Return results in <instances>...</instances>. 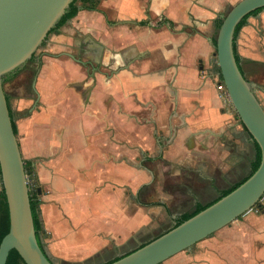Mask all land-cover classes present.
Listing matches in <instances>:
<instances>
[{
	"label": "crops",
	"instance_id": "obj_1",
	"mask_svg": "<svg viewBox=\"0 0 264 264\" xmlns=\"http://www.w3.org/2000/svg\"><path fill=\"white\" fill-rule=\"evenodd\" d=\"M238 1L97 0L53 31L31 81L21 70L5 82L23 159L44 189L52 261L48 249L70 257L151 240L250 174L255 140L213 64L217 22ZM235 43L264 107V9ZM151 167L163 177L155 198ZM185 172L196 181L176 178ZM93 231L99 237L87 242ZM197 245L170 264H264V196Z\"/></svg>",
	"mask_w": 264,
	"mask_h": 264
},
{
	"label": "water",
	"instance_id": "obj_2",
	"mask_svg": "<svg viewBox=\"0 0 264 264\" xmlns=\"http://www.w3.org/2000/svg\"><path fill=\"white\" fill-rule=\"evenodd\" d=\"M73 0H0V174L10 217L0 243V264L11 250L25 264H55L40 246L24 159L4 88V76L22 68ZM264 0H239L223 15L215 40L217 63L238 116L261 150L258 168L242 183L192 217L108 264H160L211 236L249 211L264 196V107L239 67L234 33Z\"/></svg>",
	"mask_w": 264,
	"mask_h": 264
},
{
	"label": "trees",
	"instance_id": "obj_3",
	"mask_svg": "<svg viewBox=\"0 0 264 264\" xmlns=\"http://www.w3.org/2000/svg\"><path fill=\"white\" fill-rule=\"evenodd\" d=\"M96 4H97V0H73L70 3V6L67 8L66 12L63 14V16L57 22V24L49 31V33H51L54 29L62 26L68 20H70L71 18L76 16L77 13L80 11V9H82V8L95 9ZM262 9H264V7L260 8V9H257L255 11L251 12L250 14H248L247 16H245L240 21V23L237 25V27L235 29V33H234V50H235V56H236L237 62L239 64V67H240L241 70H242V68H241V65H240V56L238 55V52L236 50V43H235L236 37H237L241 27L246 23L247 18L250 15H252L254 13H257V12H259ZM222 20H223V18H220L218 20V22H217L218 29H219V27H220V25L222 23ZM35 57L36 56H35V53H34L33 56L28 61H33ZM20 69L14 71V72H10V73L6 74L4 76V81L6 82V81L14 78L18 74ZM217 70L219 72L218 65H217ZM242 72H243V70H242ZM219 78L221 80H223L220 74H219ZM7 100H8V104H9L8 96H7ZM9 108H10V106H9ZM10 114H11V117L13 119V115H12L11 110H10ZM13 127H14L15 132L17 133L14 121H13ZM260 160H261V150H260V147H259L258 143L255 142V155H254V160H253V162L251 164L252 169H251L250 174L246 178H248L258 168V166L260 164ZM24 163H25V167H26L27 172H29V168L32 165L31 162L28 161V160H25ZM246 178H244L243 180L231 185L227 189L220 190L219 191V196L217 198H215L214 200L206 203V204H202L200 202H197L196 205L193 207V209H191L189 211H186V212H183L182 214H180V215H178L176 217V221H175L174 226L180 224L184 220L192 217L193 215H195L199 211L203 210L205 207H207L210 204L214 203L220 197L226 195L231 190H233L235 187H237ZM0 179H1V174H0ZM29 191H30V188H29ZM30 201H31V209H32V214H33V218H34L35 230H36L37 238H38L40 246L44 249V242H43V238H42V234H43V230L44 229H43V224H42V220H41V216H40V208H39L40 203H41L40 187L36 189V193H34V194L30 191ZM255 206H260V201H258ZM9 227H10V217H9L8 203H7V198H6V194H5L4 188L2 187V190L0 191V243H1V240L4 237V235L9 231ZM145 243L141 244L140 246L144 245ZM140 246H138V247H140ZM137 248H135V249H137ZM135 249H133V250H135ZM133 250H130V251H128V252H126V253H124V254H122L120 256H116L115 258H113L112 260H110L109 262H107L105 264H108V263H110L112 261H115V260L119 259L121 256H124V255L130 253ZM6 264H25V263H24L22 257L20 256L19 252L17 250L13 249V250L10 251V253L8 255V259H7Z\"/></svg>",
	"mask_w": 264,
	"mask_h": 264
},
{
	"label": "rangeland",
	"instance_id": "obj_4",
	"mask_svg": "<svg viewBox=\"0 0 264 264\" xmlns=\"http://www.w3.org/2000/svg\"><path fill=\"white\" fill-rule=\"evenodd\" d=\"M230 8H231V6L228 7L225 10L224 14H226ZM53 31H55V29ZM53 31H52V33L47 35V37L44 40V42L35 51V56L37 57V60L28 62L25 65V67L22 69V70H28L29 71V75H28L29 81L32 80V76L34 74V69L37 66L40 65L38 59H41V56L45 52V50L47 48V45L49 43V38L53 34ZM213 64H214L215 67L218 65L216 49H215V55H214V58H213ZM248 75L249 74L247 73V76ZM5 87H6V89H9L10 85L7 83L5 85ZM217 87H219V90L223 93L224 97L228 100L227 102L229 103L230 108L235 112V114L239 118L238 113L236 112L231 100L229 99L228 92H227V89L225 87V84H224L223 80H219V78H218ZM24 161H25V159H24ZM151 170L155 171L154 180H153L154 184L152 185V188L154 187L153 192L151 190V192L153 193L152 196L155 198V193L157 194L158 190H159V188L157 187L156 183H157L158 180L162 179L163 177H161L158 174L157 169H154V168L151 167ZM26 172H27V170H26ZM179 175L182 176V172H180ZM27 177H28V184H29L30 191L33 194L36 193V189L39 188V187L42 190H44L42 185H41V183H39V178H38V175H37V168H36L35 165H31V167L29 168V172H27ZM176 178H181L183 183H186V182L193 183L194 181H196V177H192L188 172H185L183 177H176ZM169 179H171V178L165 177L166 181H168ZM177 183H180L179 179H178ZM0 184H1V182H0ZM150 188H148V189H150ZM178 188L181 189V185L180 184L178 185ZM40 196H41V194H40ZM209 197H210V195H209ZM39 208H40V206H39ZM95 233L96 232L93 231V232H91V234H92L91 236H86L85 237L86 241L87 242L90 241V240L95 241V238L99 237V235H97V234L95 236ZM48 237H49V235L45 234V232L43 230L42 238H43V242H44V247L47 244V242L45 240L48 239ZM140 237L141 236H138L137 238L136 237L132 238L126 244L121 245V246H114L113 244H108V245H106L104 247H99L98 245H95V246L93 245V246H90V247H93L92 249L84 250V251L81 250L78 253L76 252V254L70 255V257H64L63 255H61L62 251L59 248L57 249L59 253L58 252L56 253L58 255L52 254L49 251V249H48V252L51 255V257H52V259H53L55 264H105V263L109 262L110 260H112L113 258H115L116 256H120V255H122V254H124V253H126V252H128L130 250H133V249L137 248L141 244H143L146 241L150 240L149 238H151V236H147V237L142 238V239H140ZM78 239H80V237L78 238L76 236L74 238V242H76L77 244L80 242V241H78ZM136 239H138V240L140 239V240L137 241ZM197 244L198 243L193 245L192 248H197V246H198ZM80 248H81V246H80ZM160 264H170V259L166 260V261H163Z\"/></svg>",
	"mask_w": 264,
	"mask_h": 264
},
{
	"label": "flooded vegetation",
	"instance_id": "obj_5",
	"mask_svg": "<svg viewBox=\"0 0 264 264\" xmlns=\"http://www.w3.org/2000/svg\"><path fill=\"white\" fill-rule=\"evenodd\" d=\"M49 34H50V33H49ZM34 60H37V57H35ZM34 60H33V61H34ZM28 62H30V61H28ZM28 62H27V63H28ZM27 63H26V64H27ZM26 64H25V65H26ZM25 65L20 69L19 72H21V70L25 67ZM22 71H23V70H22ZM19 72H18V73H19ZM15 77H16V76H15ZM219 80H221V79L219 78ZM139 193H140V192H139ZM176 217H177V216H176ZM175 221H176V218H175ZM188 250H189V249H188Z\"/></svg>",
	"mask_w": 264,
	"mask_h": 264
}]
</instances>
